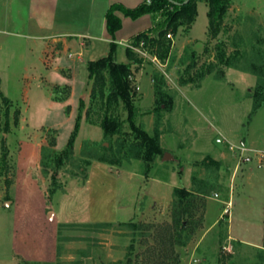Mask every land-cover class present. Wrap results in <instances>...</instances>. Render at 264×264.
Here are the masks:
<instances>
[{
	"label": "rangeland",
	"instance_id": "1",
	"mask_svg": "<svg viewBox=\"0 0 264 264\" xmlns=\"http://www.w3.org/2000/svg\"><path fill=\"white\" fill-rule=\"evenodd\" d=\"M141 2L0 0V264H84L81 257L90 249L102 260L96 250L100 233L119 230L133 244L120 262L129 257L131 264L146 263L160 247L153 237L171 224L176 200L168 213L150 212L160 180L207 193L196 196L190 209L191 236L183 234L186 244L175 247L179 264H264V99L258 96L264 91V0H228L215 39L207 35L206 1L196 0L191 25L167 32L163 62L143 44L134 48L141 59L130 78L136 123L158 134L163 151L147 176L137 161L100 162L112 157L116 140L85 119L90 56H105L114 41L116 60L125 62L131 37L147 29L156 37L166 25L161 13L131 18L115 12L120 29L107 34L103 22L110 5L133 9ZM87 38L72 82L55 84L67 70L43 67L45 43L49 56L60 50L53 40L70 39L62 56L69 62ZM219 42L229 66L216 57ZM120 111L124 121L126 112ZM245 157L250 160L243 162ZM130 213L135 219L112 223Z\"/></svg>",
	"mask_w": 264,
	"mask_h": 264
},
{
	"label": "trees",
	"instance_id": "2",
	"mask_svg": "<svg viewBox=\"0 0 264 264\" xmlns=\"http://www.w3.org/2000/svg\"><path fill=\"white\" fill-rule=\"evenodd\" d=\"M177 4L167 0H145L137 7L130 9L121 4L114 3L109 6L104 15L105 31L111 37L120 29V20L115 12H121L123 15L136 18L142 14L161 13L166 23L165 27L157 32L156 37H151V29L142 31L130 38L129 47L124 51L125 62L116 60L117 45L114 41L109 43V50L105 56L86 63L87 81L89 84V103L85 110V119L89 124L98 126L104 137L115 138L116 150L110 159L102 158L100 162L112 165H120L121 161H137L143 165L144 174L147 176L153 161L156 157L162 156L163 151L158 143V134L149 135L142 127L137 124V107L132 101L131 75L132 68L141 63L140 57L133 51L140 44L152 50L151 53L159 61H164L169 53V43L166 39L169 30H175L178 26L189 27L195 18V1L196 0H172ZM207 6V35L215 39L222 31V22L228 8V0H205ZM223 43L216 45L217 58L225 66L229 62L223 59ZM260 80V79H259ZM185 83L182 81V84ZM263 87V81L259 82L258 88ZM264 89V88H263ZM262 92V91H261ZM258 96L263 97L264 91ZM258 101L254 106L253 112L262 104ZM264 102V100H263ZM83 108V102L80 101L79 109ZM120 110L126 112V118L123 121L120 117ZM80 115L78 114L74 130L67 141L66 151L72 149L73 139L79 127ZM127 123V131L125 129ZM104 151H110L112 148L102 147ZM62 153V155L64 154ZM121 155L119 159L116 156ZM61 155L57 157L60 161ZM171 224L165 225L161 232L153 237L160 246L158 249L151 250V256L144 264H179L180 257L175 251V247H183L186 240H183V234L186 237L191 236L193 229L188 228V219L192 216V206L196 203V196L205 197L206 192L198 191V195L186 191L183 188L174 189ZM195 196V197H194ZM194 207V206H193ZM196 208V207H195ZM133 225V223H131ZM148 229V227H146ZM133 245V244H132ZM130 245L128 248H132ZM264 249V225H263V242ZM110 264H122L120 261ZM124 264H131V259L126 258Z\"/></svg>",
	"mask_w": 264,
	"mask_h": 264
},
{
	"label": "crops",
	"instance_id": "3",
	"mask_svg": "<svg viewBox=\"0 0 264 264\" xmlns=\"http://www.w3.org/2000/svg\"><path fill=\"white\" fill-rule=\"evenodd\" d=\"M105 26V20L103 22V28ZM105 30V28H104ZM89 40L88 44L85 45V47H80V42H78V53L76 55L75 59H72L71 61L67 62L63 59V55L64 53H66L68 50H70V46L72 41H70V39L67 40H53L52 43L56 44L57 42V48L60 49L58 52H56V48L53 52V55H49V56H45V51L49 48L48 47V42L45 43L44 45V49L42 51L43 53V60H42V65L45 69H48L47 71L53 72V73H61L62 71H66L65 75L66 76H61L59 80H53V82H55V84H70L73 80V75H75V73L77 72V69L79 68V66H81L80 63H82L81 60V50L86 48L87 46H89L90 44V39L87 38ZM56 52V53H55ZM45 56V57H44ZM53 56V58L51 59V57ZM71 56H73V54L71 53L68 57L71 58ZM49 59V62L48 60ZM95 58L91 57L87 60L88 61H93ZM58 60V61H57ZM62 62H59V61ZM57 61V62H56ZM46 63V64H45ZM64 67H66L64 69ZM61 70V72H59ZM64 74V73H63ZM60 83V84H59ZM253 143L252 140L249 141V147H253ZM220 156V155H219ZM249 161L250 157H245L242 161ZM245 161V162H246ZM239 165L237 164L236 167H238ZM172 178L173 176L170 175ZM169 176V177H170ZM161 183V185L159 186L161 193L160 195L158 194V196L156 197V201L154 202H150L149 204V208H150V212L151 213H168V208L170 205V202H172V197L174 196V189H178V188H183L185 189L186 186H176L174 185L171 180L169 182L167 181H159ZM186 191L190 192L189 190L185 189ZM195 195H198L197 193L191 192ZM153 199V198H152ZM155 200V199H154ZM149 202V201H148ZM148 202H145V204L143 205V208L145 209V206ZM230 204V199L228 200V205ZM143 211V210H142ZM133 215V217H131ZM129 214V216L126 219H121V220H113L112 223H126L130 220L135 219L136 215ZM111 223V224H112ZM100 235H102L99 238V242H98V248H96V250L101 249L102 251V260L99 259V257H96L95 251H93V249H90V251L86 252V254L81 257V262H84V264H101L103 262V264H107L109 262H115V261H120L123 259L124 256V252L126 250V248L129 246L130 244V236L126 233V231L123 230H119L116 231L114 233L110 232H103L100 233ZM262 244V243H261ZM258 246V245H257ZM100 260V261H99Z\"/></svg>",
	"mask_w": 264,
	"mask_h": 264
},
{
	"label": "built area",
	"instance_id": "4",
	"mask_svg": "<svg viewBox=\"0 0 264 264\" xmlns=\"http://www.w3.org/2000/svg\"><path fill=\"white\" fill-rule=\"evenodd\" d=\"M145 1H146L147 3H149V0H145ZM166 36H167V38H170V34H167ZM215 142L218 143V144H221L222 142H226V141H225V139L217 138V139L215 140ZM229 144H230V143H229ZM229 148H230L231 150H233V146H232V145H230ZM242 149L245 150L244 148H242Z\"/></svg>",
	"mask_w": 264,
	"mask_h": 264
},
{
	"label": "water",
	"instance_id": "5",
	"mask_svg": "<svg viewBox=\"0 0 264 264\" xmlns=\"http://www.w3.org/2000/svg\"><path fill=\"white\" fill-rule=\"evenodd\" d=\"M167 1H169V2H172V3H174V4H177L176 2H174V1H172V0H167ZM187 2V0L184 2V3H186ZM167 158V156L165 155L164 156V159H166Z\"/></svg>",
	"mask_w": 264,
	"mask_h": 264
}]
</instances>
